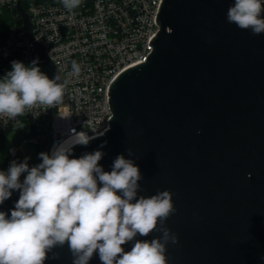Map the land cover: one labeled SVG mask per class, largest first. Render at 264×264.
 <instances>
[{
    "label": "water",
    "instance_id": "water-1",
    "mask_svg": "<svg viewBox=\"0 0 264 264\" xmlns=\"http://www.w3.org/2000/svg\"><path fill=\"white\" fill-rule=\"evenodd\" d=\"M233 4L164 0L160 30L149 42L154 50L109 88L110 128L73 148L70 158L102 151L106 172L118 155L132 159L142 176L138 196L172 193L173 214L149 236L123 245L125 251L166 227L178 237L166 245L167 264H264V33L228 23ZM38 50L41 72L64 83ZM55 109L45 125L28 129L31 136L45 134L43 153L49 154ZM19 195L13 190L0 211L10 217ZM47 255L44 264L73 261L67 243ZM88 264H102L98 251Z\"/></svg>",
    "mask_w": 264,
    "mask_h": 264
},
{
    "label": "clouds",
    "instance_id": "clouds-1",
    "mask_svg": "<svg viewBox=\"0 0 264 264\" xmlns=\"http://www.w3.org/2000/svg\"><path fill=\"white\" fill-rule=\"evenodd\" d=\"M62 4L72 11L81 0ZM262 13L264 0H234L227 22L259 35L264 33ZM80 72L73 62L72 74ZM60 81L58 75L49 79L36 61L29 66L12 61L0 79V117L15 119L37 106L59 105L65 89ZM72 133L51 154L40 153L39 165L29 168L27 161H13L7 172L0 171V204L13 190L20 191L10 217L0 211V264H44L48 252L65 243L72 264H88L97 251L102 264H167L166 245L176 244L178 237L166 227L160 228L159 237L136 240L130 251L122 246L163 225L175 211L172 193L138 196L139 167L123 155L115 158L110 172L99 164L104 155L100 150L70 158L75 146H87L96 138L83 131ZM22 173L27 175L21 183Z\"/></svg>",
    "mask_w": 264,
    "mask_h": 264
},
{
    "label": "built area",
    "instance_id": "built-area-1",
    "mask_svg": "<svg viewBox=\"0 0 264 264\" xmlns=\"http://www.w3.org/2000/svg\"><path fill=\"white\" fill-rule=\"evenodd\" d=\"M163 1L81 0L78 8L68 11L62 0H0V75L11 70L12 61L26 66L36 61L41 70V47L64 81V100L56 105L48 126L49 154L72 130L98 136L110 128L109 88L122 72L145 62L154 50L149 42L160 30L156 17ZM23 13L28 16L30 36L24 31ZM73 62L81 67L79 76L72 74ZM51 108L37 106L15 119L0 117V134L10 126H25L30 135L29 127L45 125ZM45 140L41 134L24 144L42 153ZM39 154L28 165L38 161ZM13 161L23 162L10 146L4 172Z\"/></svg>",
    "mask_w": 264,
    "mask_h": 264
},
{
    "label": "rangeland",
    "instance_id": "rangeland-1",
    "mask_svg": "<svg viewBox=\"0 0 264 264\" xmlns=\"http://www.w3.org/2000/svg\"><path fill=\"white\" fill-rule=\"evenodd\" d=\"M3 135L5 136L7 143L11 147L17 149L19 159L23 162L27 161V163H30L38 157L41 150L40 148L24 144V140L31 139V136L26 133L25 126H10ZM38 139L42 138L39 137Z\"/></svg>",
    "mask_w": 264,
    "mask_h": 264
},
{
    "label": "trees",
    "instance_id": "trees-1",
    "mask_svg": "<svg viewBox=\"0 0 264 264\" xmlns=\"http://www.w3.org/2000/svg\"><path fill=\"white\" fill-rule=\"evenodd\" d=\"M4 73L0 75V79L4 77ZM10 145L7 143L5 136L0 134V171H4V166L8 157V150Z\"/></svg>",
    "mask_w": 264,
    "mask_h": 264
},
{
    "label": "bare ground",
    "instance_id": "bare-ground-1",
    "mask_svg": "<svg viewBox=\"0 0 264 264\" xmlns=\"http://www.w3.org/2000/svg\"><path fill=\"white\" fill-rule=\"evenodd\" d=\"M64 140H66V139H64ZM64 140H62V141H64ZM62 141H61V142H62Z\"/></svg>",
    "mask_w": 264,
    "mask_h": 264
}]
</instances>
